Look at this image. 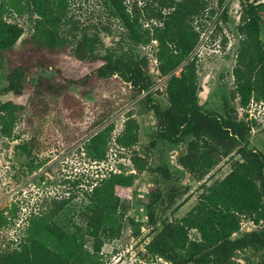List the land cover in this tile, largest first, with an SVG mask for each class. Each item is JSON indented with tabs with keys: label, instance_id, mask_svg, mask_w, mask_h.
Returning a JSON list of instances; mask_svg holds the SVG:
<instances>
[{
	"label": "rangeland",
	"instance_id": "374dc122",
	"mask_svg": "<svg viewBox=\"0 0 264 264\" xmlns=\"http://www.w3.org/2000/svg\"><path fill=\"white\" fill-rule=\"evenodd\" d=\"M69 1L68 14L84 24L83 35L95 41V49L91 51L89 41L79 52L70 47L65 74L79 77L98 71L108 58H120L138 68L139 85L107 69L86 89L71 84L72 109L67 107L68 98L42 92L35 106L30 105L17 121L12 136L0 132V264H30L21 257L34 254L30 251L34 241L46 248L51 264H77V249L87 258L89 252L94 253V245L100 241L83 236L81 228L87 192L99 181L104 182L102 194L114 187L120 190L118 214L123 232L119 237L105 238L94 260L101 264H173L151 254L147 244L166 222L185 217L210 186L229 175L233 162L242 156L238 147L226 154L207 140L202 150L211 165L206 166L205 174L193 173L179 162L190 136L178 142L165 138L151 102H158L163 110L170 107L168 83L173 74H180L183 64L166 72L154 32L160 27L174 38L166 22L176 8L184 14L182 26L187 39L195 44L188 57L198 58L199 102L224 118L247 121L249 147L264 152V96L250 86H239L234 74L246 38L241 29L242 0H121L145 38L150 32L152 38L146 42L131 39L128 27L112 13L106 0ZM13 3L1 2L0 32L11 26L21 31L16 41L20 47L32 32L36 15L16 11ZM259 14L258 35L264 44V7ZM261 63L264 61L257 65ZM54 71L42 69L29 75L27 83L44 84ZM8 86V65L0 55V104L15 97ZM100 130H105V136L89 148L92 136ZM123 134L128 145L119 142ZM142 159L147 161L145 166ZM119 176H131L134 183L120 184ZM155 186L162 193L155 203L153 223L148 203L154 197L150 188ZM59 201L65 204L62 213L38 218L42 210H52ZM36 228L30 235L29 230ZM253 231L264 238V219L242 216L232 238ZM190 236L199 238L197 229H191ZM22 248L26 251L18 253L21 257L16 260L6 254ZM235 259L244 264H264V248L252 241L236 250Z\"/></svg>",
	"mask_w": 264,
	"mask_h": 264
},
{
	"label": "trees",
	"instance_id": "16d2710c",
	"mask_svg": "<svg viewBox=\"0 0 264 264\" xmlns=\"http://www.w3.org/2000/svg\"><path fill=\"white\" fill-rule=\"evenodd\" d=\"M2 1L0 0V5ZM242 3L241 29L246 38L242 41L234 74L239 86H250L264 96V63L257 65L264 61V44L258 35L259 12L264 3H254L252 0H242ZM70 4L69 0H14L16 11L27 10L36 16L31 34L20 47H16V41L22 34L21 31L11 26L0 32V55L8 65V88L15 93L14 98L0 104V132L3 135H13L17 121L30 105L35 106L39 93L47 92L68 98L67 107L72 109L73 96L69 91L71 84L86 89L95 77H101L107 69L112 73H120L135 86L139 85L138 68L120 58H108L98 71L86 72L79 77L65 74L64 63L70 47L79 52L89 41L91 51L95 49V41L83 35L84 24L68 14ZM106 5L115 16L123 20L132 40L146 42L152 38L150 32L145 38L146 35L130 19L121 0H106ZM183 15L176 8L166 22V27L172 29L174 38H170L166 30L161 31L160 27L154 32L160 42L158 55L164 62L166 72L183 64L180 74H173L168 83L170 107L163 110L158 102H151L161 119V134L173 142L190 136L179 162L193 173L205 174L208 171L206 166L211 165L202 150L207 140L222 147L226 154L238 147L242 157L233 162L232 170L226 178L208 188L202 200L185 217L166 222L147 244V250L173 264H244L235 259L236 250L252 241L260 243L264 248V238L257 231L238 238H232V233L239 229L242 216L264 219V152L249 147L247 135L250 125L247 121L224 118L218 111L208 110L200 104L198 58L188 57L195 44L187 39L186 29L182 26ZM49 68H54L55 71L46 83L38 86L27 83L29 75ZM104 136L105 130L94 134L88 147H95ZM124 136L125 134L118 138L119 142L128 145V139ZM136 140L137 136L134 138ZM102 152L105 153V150L102 149ZM142 160L145 166L147 161ZM103 183L99 181L89 187L88 202L83 208L84 226L81 228L83 236L90 235L100 242H96L95 252H89L88 258L77 249L74 259L77 264H101L94 260V254L101 250L103 240L119 237L123 232V221L118 214L120 190L114 187L108 194H102L100 191ZM118 183L131 186L134 179L131 176H119ZM156 187L150 188L154 197L148 203V214L153 223L156 221L155 203L162 193ZM64 209V202L59 201L52 210H42L38 218H44L48 213L58 215ZM191 229H197L199 238L190 236ZM36 231L37 228L30 229L29 233L32 235ZM23 251L26 250L15 249L6 254L16 260L21 257L18 253ZM30 251H34V254L21 257L23 261L30 264H51L46 248L41 243L32 242Z\"/></svg>",
	"mask_w": 264,
	"mask_h": 264
},
{
	"label": "water",
	"instance_id": "95a60500",
	"mask_svg": "<svg viewBox=\"0 0 264 264\" xmlns=\"http://www.w3.org/2000/svg\"><path fill=\"white\" fill-rule=\"evenodd\" d=\"M201 104V103H200Z\"/></svg>",
	"mask_w": 264,
	"mask_h": 264
}]
</instances>
